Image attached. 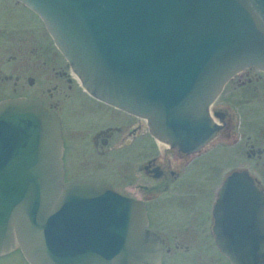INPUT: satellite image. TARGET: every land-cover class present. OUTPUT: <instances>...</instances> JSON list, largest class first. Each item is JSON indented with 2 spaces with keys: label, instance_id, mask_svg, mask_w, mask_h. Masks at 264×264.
<instances>
[{
  "label": "water",
  "instance_id": "water-1",
  "mask_svg": "<svg viewBox=\"0 0 264 264\" xmlns=\"http://www.w3.org/2000/svg\"><path fill=\"white\" fill-rule=\"evenodd\" d=\"M43 21L84 89L186 151L231 127L208 107L246 68L264 71V0H17ZM57 115L0 102V255L28 264H158L143 207L109 186L64 183ZM217 189L213 235L231 264H264V189Z\"/></svg>",
  "mask_w": 264,
  "mask_h": 264
},
{
  "label": "flooded vegetation",
  "instance_id": "flooded-vegetation-1",
  "mask_svg": "<svg viewBox=\"0 0 264 264\" xmlns=\"http://www.w3.org/2000/svg\"><path fill=\"white\" fill-rule=\"evenodd\" d=\"M0 2L4 4L0 6V41L4 43L1 51L3 55H8L0 56V89L9 88L10 93L9 84L13 82L12 91L16 92L20 86L23 92L1 97L0 101L20 98L40 101L47 110L57 115L62 133L64 182L109 186L121 197L138 202L145 211L146 229L157 239L161 250L158 264L170 261H175V264H231L220 251L213 235L217 189L224 186L226 174L235 172H247L262 186L260 180L252 175L250 162L254 157L264 161V139H259L255 145L250 141L244 143L247 147L243 154L245 164H237V144L243 135L238 134L230 108L221 106L218 102L233 79L224 86L207 111L211 114L209 118L212 123L217 121L216 108L231 113V127L208 139L194 153L192 150L177 149V145L150 135L145 120L126 113L120 118V109L91 97L55 47L42 21L16 0ZM9 2L36 18L44 34L38 31V25L37 30L31 27L34 38H44L47 35L57 55H52L50 49L41 50L43 47L28 50L24 47L27 42L21 41L22 39L18 47H12L13 25L27 23L24 20L13 22L10 15L4 14L10 9H7ZM34 42L37 44L36 40ZM14 49L19 55H12ZM25 52L40 57L28 62L24 57ZM42 53L50 56L48 61L41 59ZM60 60L65 62L68 72L58 66ZM17 62L13 69L12 63ZM48 64L60 83L52 91H47L46 102L24 95L26 86L33 87L35 83L33 77L25 76L27 69L32 68L38 73ZM253 70L264 75L257 69L249 68L238 76ZM62 82H65L68 91L80 88L86 95L83 97L85 101L78 103L79 109L73 108L70 114H75L73 121L63 119L64 102L54 97L55 93L60 92ZM40 93L43 94V90ZM63 97L71 99L66 94ZM81 109L84 111L81 112ZM120 120L125 124L120 125ZM16 253L24 261L23 264H28L20 250L0 255V264L10 260ZM19 262L22 264L21 260Z\"/></svg>",
  "mask_w": 264,
  "mask_h": 264
},
{
  "label": "rangeland",
  "instance_id": "rangeland-1",
  "mask_svg": "<svg viewBox=\"0 0 264 264\" xmlns=\"http://www.w3.org/2000/svg\"><path fill=\"white\" fill-rule=\"evenodd\" d=\"M8 2V1H6ZM4 5L0 2V6ZM7 6L9 9L8 12L4 13L6 15H10L12 21H21L24 20L27 25H13V42L12 47L16 46L18 47L21 43V41L27 42L26 47L28 50L33 49L35 47H43L41 50H47L50 49V52L52 55H57L56 51L54 50L53 43L49 41V37L47 38L45 35L44 38L40 37L39 39H35L33 36V33L31 31V27H34L35 30H37L38 25V31L43 33V30L41 26L39 25L36 18L29 12L25 11V9H22L20 7H16L15 4L9 2L7 3ZM22 39V40H21ZM21 40V41H20ZM34 40H36L37 44H35ZM4 43L0 41V56H8L3 55L2 45ZM42 44V46L40 45ZM23 53V52H22ZM25 58L28 60V62H32L36 59H38L40 56L38 55H31L27 54L26 52ZM43 54V53H42ZM12 55H19V53L15 52V49L12 51ZM4 58V57H2ZM50 58L49 55H44L41 58L42 60L48 61ZM17 63H12L13 69L17 66ZM54 66V65H53ZM58 66L62 68V70H65L68 72V69L65 67V62L60 60L58 61ZM55 67V66H54ZM57 71V69H55ZM25 76L33 77L34 78V86L28 87L26 86V83L23 82L26 86V92L24 95L28 96L29 98H39L46 102L47 99V91H52L53 87L57 84L59 85L60 80H57L54 75V71L52 70V67L50 64L45 65L43 68V71L35 73L32 68L27 69V72ZM240 80V81H238ZM230 80L227 81V83ZM234 82V83H233ZM233 82L229 83L227 85V88L224 91V94L222 95L221 99L218 101L219 104L222 106H227L230 108L231 113L234 115L235 123L237 124V130L238 134L240 133L243 135V138L241 141L237 144V164H242L245 162V158L243 156L245 149L247 148L244 144L246 141H250L254 145L257 143L259 139H264V75L256 70L250 71V73L242 74L241 76H234ZM239 82V83H238ZM226 83V84H227ZM10 86V93H8V89H0V98L6 97L8 95L14 96L23 94L20 90V86L17 88V91H12L14 89L13 82L9 84ZM65 82H62L60 92L55 93V98H60L63 105H64V112L62 113V117L64 120H71L73 121L74 115H70L72 113L73 108L78 107V103L80 101H85L86 95L81 92L80 88L75 89L70 92L66 89ZM43 90V94L40 93V91ZM71 96V99H65L63 97L64 95ZM84 97V98H83ZM75 98V99H74ZM60 101V102H61ZM83 112L84 110H80ZM79 112V111H78ZM75 113V112H74ZM80 113V112H79ZM78 117V115H76ZM122 116H125V113L123 111H120V118ZM125 124L123 120H120V125ZM250 138V139H248ZM264 163L263 160H258L256 157L253 158V160L250 162L251 164V171L252 175L257 177L262 186L264 187V165H259ZM245 164V163H244ZM258 164V165H257ZM257 165V166H256ZM116 182V180H113ZM23 264L24 261L22 258L19 257V254L16 253L15 255L11 256V259L5 260L6 262L4 264H7L8 262L11 264H20V261ZM175 261H170L167 264H175ZM197 264V263H194ZM198 264H205V263H198Z\"/></svg>",
  "mask_w": 264,
  "mask_h": 264
}]
</instances>
